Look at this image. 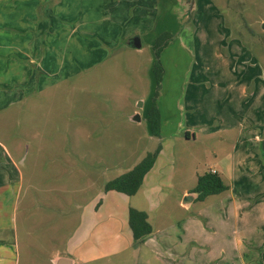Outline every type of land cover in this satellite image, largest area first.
Segmentation results:
<instances>
[{"label": "rangeland", "instance_id": "rangeland-1", "mask_svg": "<svg viewBox=\"0 0 264 264\" xmlns=\"http://www.w3.org/2000/svg\"><path fill=\"white\" fill-rule=\"evenodd\" d=\"M35 1L36 23H47L49 19L55 23L38 32L30 28L33 37L45 42L33 53L34 61L40 64L48 59L47 69L52 73L46 74L34 63L27 64L35 71L31 73L35 82L28 79L25 84L24 77H20L24 71L14 74L12 70L18 69L8 64L22 54L16 50L0 54V105L3 102L4 106L0 108V137L20 160L23 174L15 213L18 229L26 226L34 235L45 233L53 221L59 220L60 212H66L75 225L80 214L77 206L104 190L109 180L131 169L158 143L163 149L157 167H165L161 182L163 187L172 188L163 190L166 198L151 216L167 215L175 221L200 212L205 203L217 199L212 195L203 203L197 200L189 210L169 203L180 200L182 188H194L199 174L210 166L218 167L214 151L222 157L235 144L237 128L248 121L247 99L238 96L242 92L239 88L248 84L253 90L259 83L264 87V0H203L207 3L204 8L202 0ZM21 10L19 0H0V32L10 42L24 35V25L19 17L15 20L4 16L9 12L18 15ZM215 12L219 16L209 24L205 19ZM199 19L201 32L196 23ZM156 22L153 36L163 31L174 34L160 53V115L168 123L180 114L179 120L195 132V137L172 136L170 131L160 132L159 138L150 136L145 109L155 92V79L149 34H142V47L136 49L124 43L118 48L106 33L108 27H114L123 38L134 27L143 30ZM161 23L165 29L161 30ZM231 41L249 54L248 61L252 62L246 65L250 79L243 77L244 65H234L236 71L231 77L220 63L219 56L224 55ZM16 82L23 84L22 88L32 83L35 91L20 97V87L7 91L6 87ZM6 92L12 96L7 98L15 100L12 104L7 105ZM174 102L181 107L179 113ZM134 111L139 113L140 121L132 119ZM234 125L236 131L217 132ZM200 127L205 131H199ZM126 196L127 202L116 192L108 196L111 206L107 212L115 219L125 220L127 208L139 204L141 195ZM52 204L57 211L49 210ZM115 219L111 228L124 234L127 228H121ZM108 264L160 263L144 248L140 252L128 248L110 257Z\"/></svg>", "mask_w": 264, "mask_h": 264}, {"label": "crops", "instance_id": "crops-1", "mask_svg": "<svg viewBox=\"0 0 264 264\" xmlns=\"http://www.w3.org/2000/svg\"><path fill=\"white\" fill-rule=\"evenodd\" d=\"M198 1L200 2V0ZM201 2L200 5L203 8L207 6L206 2L203 0ZM19 3L22 10L18 15L15 13L13 16L9 12L4 17L15 20L19 17L20 23L24 25V27L21 26L24 35L21 38L15 37L10 42L9 38H6L8 36L0 32V54L4 55L9 50L21 53V57L17 56V60L8 62V64L18 69L12 70L14 74L24 71L20 76L24 77L23 83H28V79L34 83L35 80H32L33 75H31L34 69L26 67L27 64H36L37 68H42L46 74H51L52 71L47 69L50 64L48 59L43 60L40 64L34 61L33 53L43 48L42 44L45 42L42 41V38H37L34 33L35 37H33L30 34V28L35 27V31L38 32L52 26L55 22L49 19L47 23H36L38 5L35 0H19ZM3 8L9 11L7 10L8 6ZM117 15L118 13L113 16ZM217 15L216 12L212 13L205 20L209 24L215 23V19L219 16ZM48 16L45 12L44 17L48 18ZM196 23L199 29L201 20L199 19ZM202 24L204 23L202 22ZM40 25H43L42 29ZM155 26L157 28V22L155 25L153 24V28L142 30L139 27H134L131 34H124L123 38L118 32L116 33L114 27H108L109 30L106 29V33L110 37L109 41L118 43V48L122 43L125 47H129L126 41L134 35H139L141 39V36L149 34L147 42L152 48L158 35L157 33H154V36L152 34L155 31ZM160 28L161 30L164 28L163 23L160 24ZM148 29L151 31L149 32ZM50 38L49 36L45 39L48 41ZM233 41L228 43V49L224 55L221 54L223 58L219 56L220 63L226 66L227 73L231 77L236 71L234 65L236 67L244 65L243 77L250 79L251 75H249V68L246 65V63L252 62L248 61L249 54L247 55L244 48ZM178 43L180 44V42ZM246 70L248 75H246ZM22 85L19 86L16 82L15 86L12 85L6 89L11 91V89L20 87V93L17 92L18 97L35 91L32 83L24 88L21 87ZM239 89L242 92H239L238 96L247 99L248 121L241 128H237L236 141L234 145L232 144L229 152L222 157H217V152L214 151L213 155L217 158L218 167H209L210 171L221 176L227 183L228 189L215 194L214 198L217 199L205 203L200 209L201 213L194 212L175 221H170V216L167 217V215L158 217L155 214L151 216L160 207L162 200L166 198L164 191L167 189L171 191L172 188L171 185L163 187L164 184L161 182L162 171L165 173L164 166L157 167L163 149L161 147L153 167L145 174L141 187L131 196L139 194L140 197L141 195L138 199V206L131 207L144 210L152 227V232L139 244L135 243L133 239L128 225V215L125 220L122 217L121 219L116 218L118 223L120 222L121 228H127L124 234L119 229L111 228V223L115 218L107 212L110 211L111 206L108 196L116 192L126 202L129 199L125 194L114 190H98L82 205L77 206L80 214L75 225L72 220L68 219L66 212H60L59 220L53 221L45 233L34 235L31 228L26 226L24 230H19L15 213L19 192L23 186L21 162L13 156L7 143L0 137V264H55L60 257L71 259V264H108L110 257L128 248H132L135 252H140L144 248L147 254L160 264H264V153L261 151V143L264 141V87L259 83L253 86V90H249L248 84L242 85ZM9 95L10 93L6 92L7 105L15 101L7 98ZM1 97L3 96L1 95ZM176 97H178V92ZM159 99L160 97L157 99V105L160 114L163 115ZM2 103L0 108L4 107ZM150 105L151 100L145 109L146 118ZM173 107L176 112H180L181 107H178V103L174 102ZM162 115L161 134L170 131L169 135L172 136H184L186 139L195 137V132H192V129L189 130L188 125L179 120L180 114H176V118H172L173 122L168 119V123L164 122ZM182 127H184V132H182ZM236 127L237 125L228 129L219 128L217 132L221 133L230 129L236 131ZM198 130L205 131L202 127ZM219 139L226 141L223 136H220ZM257 147H259V151H257ZM192 188H182L181 198L190 193ZM210 196L200 202L203 203ZM181 198L178 202L170 200L169 203L178 204V206L189 210L193 202H197L194 198L188 205H183ZM144 205H148V207ZM48 207L52 212L57 211L53 204ZM121 210L123 211V208ZM107 238H109L108 241ZM101 261L103 262L100 263Z\"/></svg>", "mask_w": 264, "mask_h": 264}, {"label": "trees", "instance_id": "trees-1", "mask_svg": "<svg viewBox=\"0 0 264 264\" xmlns=\"http://www.w3.org/2000/svg\"><path fill=\"white\" fill-rule=\"evenodd\" d=\"M173 37V33L163 31L155 38L152 46L154 54L152 71L155 79V92L151 97V105L146 119L149 123L150 135L158 138L160 137L161 115L156 101L163 77L160 53ZM185 136H187V133H185ZM161 147V144L158 143L153 151L146 152L142 159L131 169L109 180L105 184L104 190H114L128 196L134 195L141 187L145 174L153 167ZM227 189L228 185L223 181L221 176L216 172L208 170L197 176L196 185L191 191L196 193L195 200L201 201L207 196L219 194ZM128 225L137 244L142 243L145 237L152 232L151 224L147 219V213L134 207L128 208Z\"/></svg>", "mask_w": 264, "mask_h": 264}, {"label": "water", "instance_id": "water-1", "mask_svg": "<svg viewBox=\"0 0 264 264\" xmlns=\"http://www.w3.org/2000/svg\"><path fill=\"white\" fill-rule=\"evenodd\" d=\"M262 29L264 30V22L262 23ZM126 43L129 47H133L136 49L141 48V41L139 35H134L130 37L129 39H127ZM132 119L135 121H140L139 113L135 112L134 115L132 116ZM261 150L262 153H264V141H262L261 143ZM194 198H196V193L191 191L190 193H187L183 196L182 204L188 205L193 201ZM55 264H71V259L60 257L56 260Z\"/></svg>", "mask_w": 264, "mask_h": 264}, {"label": "built area", "instance_id": "built-area-1", "mask_svg": "<svg viewBox=\"0 0 264 264\" xmlns=\"http://www.w3.org/2000/svg\"><path fill=\"white\" fill-rule=\"evenodd\" d=\"M212 172H214V171H212Z\"/></svg>", "mask_w": 264, "mask_h": 264}]
</instances>
